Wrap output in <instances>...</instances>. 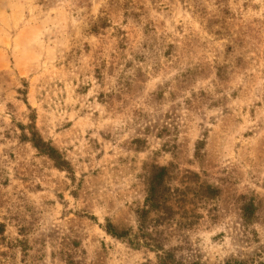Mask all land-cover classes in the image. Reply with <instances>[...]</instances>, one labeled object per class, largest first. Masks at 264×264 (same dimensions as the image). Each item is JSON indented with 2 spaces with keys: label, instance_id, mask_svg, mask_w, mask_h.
I'll return each instance as SVG.
<instances>
[{
  "label": "rangeland",
  "instance_id": "374dc122",
  "mask_svg": "<svg viewBox=\"0 0 264 264\" xmlns=\"http://www.w3.org/2000/svg\"><path fill=\"white\" fill-rule=\"evenodd\" d=\"M239 263L264 264V0H0V264Z\"/></svg>",
  "mask_w": 264,
  "mask_h": 264
},
{
  "label": "trees",
  "instance_id": "16d2710c",
  "mask_svg": "<svg viewBox=\"0 0 264 264\" xmlns=\"http://www.w3.org/2000/svg\"><path fill=\"white\" fill-rule=\"evenodd\" d=\"M34 144L37 148L46 153L48 156H50L58 166L63 164V161H61V158L58 155V152L50 147L46 146L44 147L45 143H42L41 145L40 141L38 139H34ZM169 175V170L165 166H153L152 170L149 174V177L147 179V191H146V198H145V209L142 210V216L145 218L147 214H149L151 211L157 209L161 205L165 203V200H167V196L165 195L166 192V183H167V177ZM168 190V188H167ZM142 218V219H144ZM144 221V220H143ZM109 234L117 237H123L126 234V231L119 232L113 225L108 224V228L106 230ZM242 264V263H239Z\"/></svg>",
  "mask_w": 264,
  "mask_h": 264
}]
</instances>
